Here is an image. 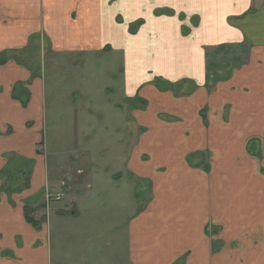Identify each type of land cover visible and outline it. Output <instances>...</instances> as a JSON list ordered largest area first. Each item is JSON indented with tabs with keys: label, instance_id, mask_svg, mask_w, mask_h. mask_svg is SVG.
Segmentation results:
<instances>
[{
	"label": "crops",
	"instance_id": "0c3cea01",
	"mask_svg": "<svg viewBox=\"0 0 264 264\" xmlns=\"http://www.w3.org/2000/svg\"><path fill=\"white\" fill-rule=\"evenodd\" d=\"M101 56L121 66L94 111L98 80L62 73ZM75 90L86 142L49 161L50 98ZM14 154L0 264H264V0H0V176Z\"/></svg>",
	"mask_w": 264,
	"mask_h": 264
},
{
	"label": "rangeland",
	"instance_id": "374dc122",
	"mask_svg": "<svg viewBox=\"0 0 264 264\" xmlns=\"http://www.w3.org/2000/svg\"><path fill=\"white\" fill-rule=\"evenodd\" d=\"M260 27H261L260 25L259 26L258 25L254 26V28H256V29H258V28L261 29ZM99 58L100 59H99V63H98L97 66H92V65L89 66L88 65V67L86 69H84V70H78L77 73H75V75L72 74L73 72L69 68H65L63 70V73H62V77H63L62 80H98V82H96V84L94 86H93V84H90V85L87 86V87L91 88L92 90L93 89L95 90L94 91V94H95L94 95V100L95 101L92 104V109L94 111H96L94 109V107L95 108H98V107H96L97 106V103L99 105L101 103L102 104V107H103V104H105L104 101H103V99L105 98L103 96V92L106 91L105 86L106 85H109L108 82H107V80H112V77L110 76L111 73L109 71L110 70H114L115 71V69L118 70L119 67L121 66V60H119L117 58L116 59L114 58V61L108 62V64H112L111 66H108L107 65V62H106L104 56H101ZM89 64H91V62ZM92 64H93V62H92ZM36 65H38V64H36ZM33 68L35 70V73H34V76L33 77H37L38 76V73L40 71H42V69L40 68V70H38V68H35V67H33ZM45 74H48L49 75L48 76L49 77L48 80H50L52 78V76H51L52 75V69L50 67H47L46 71H44V75ZM52 80H54V79H52ZM58 80H60V78H58ZM67 83L68 82H66L65 85H68L71 88H74V89H77V88L82 89V87H83V89H84V86L81 85L82 83H77V84L74 83V82L73 83H69V84H67ZM101 88H103V89H101ZM62 89H63V87H62ZM62 93L63 92L60 93V97H57L55 99L52 98V96H51V98H50V104L51 105H49V108L50 109L55 108V109H59V110H62V111L65 112V116L63 118H59V120L57 122L58 133H57V131L55 132L54 129H53L54 126L56 125L55 122H53V124L49 128H46V132L43 133V135H44L43 145L41 147H38L40 151H42L44 154H46V156L49 158V161H52L53 160L52 153H54L56 151V148L57 147L61 151L63 150V147L61 145L62 142H57V145H55L57 139H60V138H63L64 137V140H65V138L66 137L68 138V135L70 133H72V132H74L75 136L77 137V135L79 134L78 133L79 130H81L82 131V133H81L82 136L80 135V142H83V144H84L86 142L85 141L86 140V136L88 135V132H87L88 129L87 128H88V125L89 124L86 123V122H83L84 120L80 121V119L77 120V119H75V117H73V111H75L76 109H78L81 106V104L78 103L77 106L76 105L74 106V105H71L70 104L71 98L74 97V96H77V97L78 96H81V95H79V94H81V92L75 90L74 94H72L71 97L68 98V100L65 99V96H63L64 93L63 94ZM95 118L96 117H93L92 121L90 122L91 123L90 125L91 126H94L95 128H97L98 125L95 124L96 123ZM104 119L106 121V118L103 117L102 120H104ZM62 121H64V123ZM66 127H68V129H69V131L67 130V134L65 133ZM57 128H56V130H57ZM53 138H56V139H53ZM66 140H67V142L69 141V139H66ZM77 142L78 141L76 140V143ZM68 144H69V142H68ZM8 157L9 156H7V158ZM16 161H22V162L24 161L25 162V160L20 155L14 154L12 156L11 160H10V165H6L4 167L5 172L7 170L11 169L15 165L13 163H15ZM28 169H29V167H28ZM12 174L9 173L8 175H10L12 178L14 176H18V177L20 176V173L18 172V170H14L12 172ZM10 176L9 177H7V175L6 176H3V174L0 176V178L3 179L2 180L3 184H2V187L1 188L4 189L5 191L7 190L5 188L6 187L5 185H6L7 181L9 180ZM23 181L24 182H22L21 180L20 181L16 180L12 184L14 186L16 185V186H19V187H23L24 186V183L26 184V182H25L26 179L24 178ZM60 184L61 183L59 181L58 184L55 183L54 186H51L49 188V190L47 191V194L46 195H50L51 194V195L54 196L58 192H61V191L64 192L65 191V188L64 187H61ZM140 195L142 197H144V194H140ZM140 195H139V198H140ZM64 196H65V194H64ZM64 196H63V198H64ZM46 200L49 201L48 198H47V196H46ZM65 200H66V198H64L63 201H61V200L56 201V200H53L52 199V200H50V201H52V203H51L52 205L51 206L52 207L59 206V205L63 204L65 202ZM53 201H55V202H53Z\"/></svg>",
	"mask_w": 264,
	"mask_h": 264
},
{
	"label": "trees",
	"instance_id": "16d2710c",
	"mask_svg": "<svg viewBox=\"0 0 264 264\" xmlns=\"http://www.w3.org/2000/svg\"><path fill=\"white\" fill-rule=\"evenodd\" d=\"M22 85H17V86H15V89H14V95L16 94V92H17V94L18 95H15L18 99H21V101H22V103H23V105H27V103H28V98H27V96H26V98H23L22 97V95L23 94H25V93H22V95H21V93L19 94L18 93V91L19 92H22L23 90H22ZM29 95V94H28ZM25 160V159H24ZM24 162V161H23ZM32 163V161L31 160H25V162H24V164L22 165V166H20L17 170H18V172L20 173V176L18 177V176H14L13 178L10 176V175H8L9 173H11L12 174V172L14 171V169H15V167L13 166L11 169H9V170H7L6 172H5V170H3V171H1V175L3 174V176H6L7 175V177H9L10 176V178H9V180L7 181V183H6V189L9 191V190H14V191H21L22 189H24V188H27L28 186H29V178H30V175H29V169L31 168L30 167V164ZM28 167H29V169H28ZM13 175V174H12ZM26 179V184L24 183V186L23 187H19V186H14L12 183H14L16 180H18V181H22V182H24L23 181V179ZM5 184V183H4ZM10 184V185H9ZM2 187V186H1ZM2 189V188H1ZM2 190H4V189H2ZM49 200V199H48ZM52 200V199H51ZM50 201V200H49ZM26 207H28L27 205H26ZM26 214H27V220L29 221V222H31V223H33V224H37L36 223V221L34 220V219H32V218H30L29 216H28V214H29V212H28V209H26Z\"/></svg>",
	"mask_w": 264,
	"mask_h": 264
},
{
	"label": "built area",
	"instance_id": "2783aa9c",
	"mask_svg": "<svg viewBox=\"0 0 264 264\" xmlns=\"http://www.w3.org/2000/svg\"><path fill=\"white\" fill-rule=\"evenodd\" d=\"M64 192H58L56 195H47V198L49 199V200H51V199H53V200H56V201H59V200H62V198H63V196H64Z\"/></svg>",
	"mask_w": 264,
	"mask_h": 264
}]
</instances>
